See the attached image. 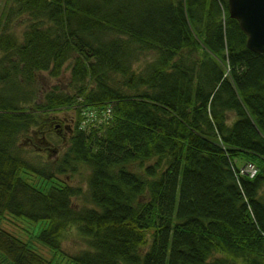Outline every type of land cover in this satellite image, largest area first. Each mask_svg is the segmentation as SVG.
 <instances>
[{
	"label": "trees",
	"instance_id": "1",
	"mask_svg": "<svg viewBox=\"0 0 264 264\" xmlns=\"http://www.w3.org/2000/svg\"><path fill=\"white\" fill-rule=\"evenodd\" d=\"M227 1L0 0V217L56 258L0 224V264H264V56Z\"/></svg>",
	"mask_w": 264,
	"mask_h": 264
},
{
	"label": "rangeland",
	"instance_id": "2",
	"mask_svg": "<svg viewBox=\"0 0 264 264\" xmlns=\"http://www.w3.org/2000/svg\"><path fill=\"white\" fill-rule=\"evenodd\" d=\"M27 18V17H26ZM26 18H22V19H18L19 25L15 26V30L20 33L21 31L23 32L24 30V26H26L24 24V20ZM144 61V57L141 58V63ZM68 65L64 68V72L63 75L59 78V79H51L48 77V75L45 74H41L40 77V81L43 84V89H49L50 87L58 84L61 88H66L67 87V83H68V79H69V71L68 69ZM98 112V116H101L102 112L101 110H89L86 113H96ZM104 114V113H103ZM53 115H55L56 119H58L59 124L61 125V127L63 128H70V124H71V120L72 119H76V113L74 109H60L58 110L56 113H54ZM90 121H88V123H90ZM97 125H99V123H97ZM67 131V130H65ZM27 153L25 154L26 158L30 159V161H34L36 158H34L33 156V152L31 150L26 151ZM43 163L50 161L46 158H43ZM45 161V162H44ZM249 164V163H247ZM258 170V169H257ZM71 176L70 179H72V183L74 184H79V181L81 180V177L77 176L76 174L74 175H69ZM60 178H63L62 176H60ZM69 179V178H68ZM28 182L35 185L38 188H41V180L40 178H38V176L34 175V174H29L28 176ZM82 200L81 199H77L74 198L73 199V203H81ZM0 224L1 226L8 231L9 233H12L13 235L17 236L18 238L22 239L23 241L27 242V243H31L33 245H35L38 249V251L47 259L51 260V259H56L55 256H53V254L46 249L45 247H43L41 244H39L36 240V234L38 233V230L35 229L36 227H32L31 224L25 222L22 219H17L14 217H9V216H4L0 217ZM76 230L74 228H72L70 231H68L65 234V237L63 239V243H62V250L69 255H75L78 253V249L80 247H82L80 244H78L77 242H75L74 240V234H75ZM64 264V263H61Z\"/></svg>",
	"mask_w": 264,
	"mask_h": 264
},
{
	"label": "water",
	"instance_id": "3",
	"mask_svg": "<svg viewBox=\"0 0 264 264\" xmlns=\"http://www.w3.org/2000/svg\"><path fill=\"white\" fill-rule=\"evenodd\" d=\"M230 17L246 36V46L264 56V0H228Z\"/></svg>",
	"mask_w": 264,
	"mask_h": 264
},
{
	"label": "built area",
	"instance_id": "4",
	"mask_svg": "<svg viewBox=\"0 0 264 264\" xmlns=\"http://www.w3.org/2000/svg\"><path fill=\"white\" fill-rule=\"evenodd\" d=\"M97 113L98 112L91 113V114L86 113L85 115L86 118L83 124L85 125L90 120L91 122L102 124V123H105L111 117L110 109H107L105 112H103L104 114L102 113L101 116H98ZM257 172L258 170L253 164H246L241 168V174L247 175L250 178L255 177L257 175Z\"/></svg>",
	"mask_w": 264,
	"mask_h": 264
},
{
	"label": "clouds",
	"instance_id": "5",
	"mask_svg": "<svg viewBox=\"0 0 264 264\" xmlns=\"http://www.w3.org/2000/svg\"><path fill=\"white\" fill-rule=\"evenodd\" d=\"M241 170V169H240ZM244 175V174H243ZM247 176V175H246ZM249 177V176H248Z\"/></svg>",
	"mask_w": 264,
	"mask_h": 264
}]
</instances>
